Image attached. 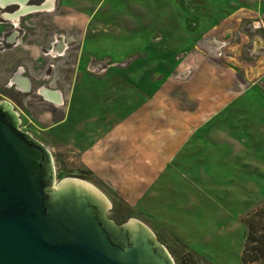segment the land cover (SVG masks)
<instances>
[{
  "label": "crops",
  "instance_id": "crops-1",
  "mask_svg": "<svg viewBox=\"0 0 264 264\" xmlns=\"http://www.w3.org/2000/svg\"><path fill=\"white\" fill-rule=\"evenodd\" d=\"M38 1L50 8L33 12L22 24L0 23V89L32 95L43 105L34 107L40 119L43 110L51 119L64 106L65 116L52 125L72 117L71 132L87 150L86 164L117 165L120 196L135 204L147 200L148 211L168 203L161 200L167 172L177 174L178 166L203 149L235 145L217 137L220 115L229 111L222 122L238 123L251 92L264 96V54L242 70L233 67L230 56L246 44L244 33L253 36L254 50L264 0ZM236 33L239 47L233 44ZM116 69L117 77L107 83L101 75ZM106 86L128 91V99L117 94V121L96 110L116 97L107 96ZM79 88L83 104L75 99ZM182 89L189 92L186 99ZM0 97L23 114L22 104ZM80 107L87 116L80 115ZM213 122L216 132H202ZM52 125L48 129L55 134L58 126Z\"/></svg>",
  "mask_w": 264,
  "mask_h": 264
},
{
  "label": "rangeland",
  "instance_id": "rangeland-1",
  "mask_svg": "<svg viewBox=\"0 0 264 264\" xmlns=\"http://www.w3.org/2000/svg\"><path fill=\"white\" fill-rule=\"evenodd\" d=\"M39 3L38 0H32L27 5L42 4ZM16 9L13 5L0 8L3 20L0 19V23L11 27L18 21L22 24L32 15L28 14L12 23L6 19L5 14L9 15ZM260 24L252 52L251 44L254 38L250 33H244L246 38L243 39L247 42L243 44L241 51L235 50L233 55L228 54L233 58L232 65L238 68L237 70H242L239 69L241 66H248L256 61L255 59L260 60L264 54V18ZM247 25L250 28V23ZM241 41L236 33L233 44L239 47ZM109 56L116 58L117 61V54ZM238 59L242 61L239 62ZM124 74L126 75V72ZM113 75L117 77V69L114 73L106 71L101 76H105L109 83V77H114ZM154 88L156 90L157 86ZM170 91L175 93V88L171 87ZM105 92L107 96L113 94L116 97H111L114 101L108 103L104 109L97 106L96 110L106 116L114 115V121H117V94H122L124 99L127 98L128 91L118 86H106ZM180 92L181 99H186L185 95L189 92L184 89ZM258 94L256 91L251 92L248 99L252 100H244V104L249 107L238 123H234L232 118L229 119L230 123L227 118L222 122L229 111L215 120L222 126L217 137L235 145L203 149L196 158L186 159V167L178 166L177 174L174 170L167 172L164 178L169 179H164L166 182L161 200L168 203L162 204L161 208L157 205L152 206L151 211H148L147 200L135 204L130 199L120 196V189L117 188V165H104L102 162L86 164L83 156L87 150L82 148V143L76 144L79 139L71 132L72 117L65 124L52 125L65 116L64 106L59 112H52L51 119L47 116V111L43 110L45 115L40 119V114H35L34 107L43 105L35 104L39 101H34L32 95L26 97L28 95H18L0 89V95L11 102L23 105L25 109L23 114L15 110L19 120L18 129L48 149L53 158L56 181L74 177L92 184L109 201L111 210L108 216L111 220L117 224H124L130 219H136L147 225L167 249L175 264H242L240 258L246 235L243 219L264 207V96ZM75 99L77 103L83 104L81 88L78 89ZM69 101L73 102V96ZM4 102L11 105L10 102ZM183 103L184 108H190L191 104L188 101ZM164 104L170 105L168 102ZM90 109L95 111L94 106H90ZM82 113L88 115V111L80 107V115ZM92 121L95 122L94 116ZM215 124L213 122L202 132L208 129L216 132ZM51 125L58 126L57 133L54 134L52 129H48ZM211 126L213 128H210ZM82 127L78 125L77 129ZM235 133L239 142L234 137Z\"/></svg>",
  "mask_w": 264,
  "mask_h": 264
},
{
  "label": "water",
  "instance_id": "water-1",
  "mask_svg": "<svg viewBox=\"0 0 264 264\" xmlns=\"http://www.w3.org/2000/svg\"><path fill=\"white\" fill-rule=\"evenodd\" d=\"M29 1L0 8L17 7L5 14L12 23L50 8ZM18 125L0 102V264H175L147 225L111 220L109 201L92 184L57 182L48 149Z\"/></svg>",
  "mask_w": 264,
  "mask_h": 264
},
{
  "label": "trees",
  "instance_id": "trees-1",
  "mask_svg": "<svg viewBox=\"0 0 264 264\" xmlns=\"http://www.w3.org/2000/svg\"><path fill=\"white\" fill-rule=\"evenodd\" d=\"M246 227L241 252L242 264H264V207L243 219Z\"/></svg>",
  "mask_w": 264,
  "mask_h": 264
},
{
  "label": "flooded vegetation",
  "instance_id": "flooded-vegetation-1",
  "mask_svg": "<svg viewBox=\"0 0 264 264\" xmlns=\"http://www.w3.org/2000/svg\"><path fill=\"white\" fill-rule=\"evenodd\" d=\"M7 2H10V0H0V5L3 7ZM21 7H22V9H24L22 5H21Z\"/></svg>",
  "mask_w": 264,
  "mask_h": 264
},
{
  "label": "bare ground",
  "instance_id": "bare-ground-1",
  "mask_svg": "<svg viewBox=\"0 0 264 264\" xmlns=\"http://www.w3.org/2000/svg\"><path fill=\"white\" fill-rule=\"evenodd\" d=\"M12 2H16V0H11ZM7 3H9V2H7ZM9 106H11V105H9ZM86 183H88V182H86Z\"/></svg>",
  "mask_w": 264,
  "mask_h": 264
}]
</instances>
